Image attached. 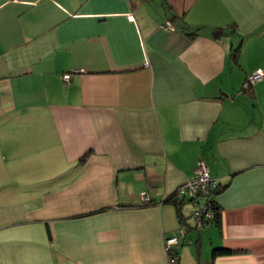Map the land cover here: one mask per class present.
Segmentation results:
<instances>
[{"label":"crops","instance_id":"1","mask_svg":"<svg viewBox=\"0 0 264 264\" xmlns=\"http://www.w3.org/2000/svg\"><path fill=\"white\" fill-rule=\"evenodd\" d=\"M256 69L264 0H0V264H264ZM199 159L223 188L196 229L166 198Z\"/></svg>","mask_w":264,"mask_h":264},{"label":"built area","instance_id":"2","mask_svg":"<svg viewBox=\"0 0 264 264\" xmlns=\"http://www.w3.org/2000/svg\"><path fill=\"white\" fill-rule=\"evenodd\" d=\"M70 76V73L63 74V78L65 80L70 79ZM261 78H264V70L256 69L245 80L243 88H249V86ZM215 183L216 179L210 175L208 165L203 160L199 159L194 169L193 177L186 180L175 189V193L177 195L189 197L192 205L195 206V208L192 210V215L196 219L197 224H201L203 217L211 215V212L205 208L204 204H198V200L199 198L201 200V197L206 194L209 186ZM141 198L144 203L149 202V198L146 193H143ZM182 237L183 233L180 228L164 237V248L169 260H173V251H171L172 247L178 246L180 243H182Z\"/></svg>","mask_w":264,"mask_h":264},{"label":"trees","instance_id":"3","mask_svg":"<svg viewBox=\"0 0 264 264\" xmlns=\"http://www.w3.org/2000/svg\"><path fill=\"white\" fill-rule=\"evenodd\" d=\"M237 51H238V49L237 48H234V50H233L234 57H236V52ZM222 188H223V184H220L216 180V183L210 185L209 188H208V190H207V192H206V194H204L201 197L202 198L201 199L202 201L199 198L198 204L199 205L204 204L205 208L208 211L211 212V215L210 216L203 217V220H202L201 224H197L196 219L192 215V210L195 208V206L192 205L191 200L188 197V202L192 205V210H191V213L190 214H191V217L193 218V221H194L193 226L196 229H199V228L203 227L205 224H208V223H215L216 225H218L220 223L221 208L218 205V203L216 202L215 196H216L217 193L220 192V190ZM166 200H169L170 202H172L173 204H175L176 207L179 209L180 208V205L186 201V197L177 195L175 193V190H174L171 194H169L167 196ZM149 203H150V200H149L148 203H143V204H149ZM179 228L182 230V233H183V237L181 238L182 239V243H180L178 246L172 247V249H171V251H173V254H172L173 260L172 261H175V260L178 259V251H179V249L184 244H186L187 242H189V239L186 236L185 229L182 226H179ZM230 252H231V249L225 248L223 246H213L211 248L210 258L212 260L213 258H215L218 255L229 254ZM198 264H210V262L209 263L198 262Z\"/></svg>","mask_w":264,"mask_h":264},{"label":"rangeland","instance_id":"4","mask_svg":"<svg viewBox=\"0 0 264 264\" xmlns=\"http://www.w3.org/2000/svg\"><path fill=\"white\" fill-rule=\"evenodd\" d=\"M186 201H188V197H186ZM190 208V207H189ZM191 209V208H190ZM192 210V209H191Z\"/></svg>","mask_w":264,"mask_h":264}]
</instances>
